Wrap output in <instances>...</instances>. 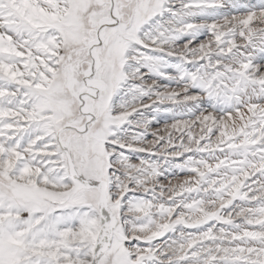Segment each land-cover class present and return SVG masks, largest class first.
<instances>
[{"label":"snow or ice","instance_id":"obj_1","mask_svg":"<svg viewBox=\"0 0 264 264\" xmlns=\"http://www.w3.org/2000/svg\"><path fill=\"white\" fill-rule=\"evenodd\" d=\"M0 264H264V0H0Z\"/></svg>","mask_w":264,"mask_h":264}]
</instances>
